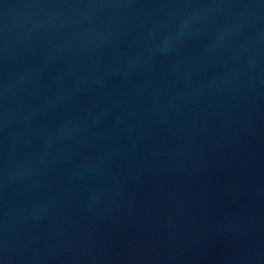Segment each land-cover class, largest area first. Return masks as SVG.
I'll return each mask as SVG.
<instances>
[{
  "label": "water",
  "instance_id": "95a60500",
  "mask_svg": "<svg viewBox=\"0 0 264 264\" xmlns=\"http://www.w3.org/2000/svg\"><path fill=\"white\" fill-rule=\"evenodd\" d=\"M0 264H264V0H0Z\"/></svg>",
  "mask_w": 264,
  "mask_h": 264
}]
</instances>
